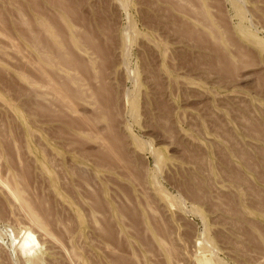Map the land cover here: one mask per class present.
<instances>
[{"label": "rangeland", "instance_id": "374dc122", "mask_svg": "<svg viewBox=\"0 0 264 264\" xmlns=\"http://www.w3.org/2000/svg\"><path fill=\"white\" fill-rule=\"evenodd\" d=\"M0 264H264V0H0Z\"/></svg>", "mask_w": 264, "mask_h": 264}]
</instances>
